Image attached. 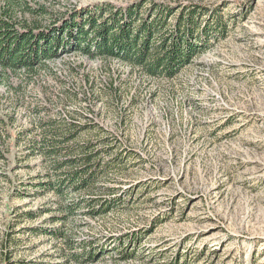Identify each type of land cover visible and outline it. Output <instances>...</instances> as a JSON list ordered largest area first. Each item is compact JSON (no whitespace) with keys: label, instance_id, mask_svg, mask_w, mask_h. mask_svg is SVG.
I'll use <instances>...</instances> for the list:
<instances>
[{"label":"rangeland","instance_id":"obj_1","mask_svg":"<svg viewBox=\"0 0 264 264\" xmlns=\"http://www.w3.org/2000/svg\"><path fill=\"white\" fill-rule=\"evenodd\" d=\"M26 1L45 24L88 7L196 8L207 36L172 79L71 51L0 70V264H264V0ZM50 121L77 126L74 142L108 164L95 193L68 202L115 200L69 219L74 249L49 234L58 198L30 156ZM91 241L104 254L88 261Z\"/></svg>","mask_w":264,"mask_h":264},{"label":"trees","instance_id":"obj_2","mask_svg":"<svg viewBox=\"0 0 264 264\" xmlns=\"http://www.w3.org/2000/svg\"><path fill=\"white\" fill-rule=\"evenodd\" d=\"M144 7L141 3L126 7H88L65 13L45 24L26 0H0V70L16 73L45 69L48 60L71 51L90 59L122 62L150 78L172 79L202 50L207 28L200 27L198 17L207 13L193 8L176 16L175 8L153 4L143 11ZM63 124L46 123L42 137L30 141L29 149L30 156L42 157L46 165L48 180L41 189L58 198L57 212L61 216L54 221L63 227L49 234L74 249L75 241L66 236L69 219L83 206L92 216L107 214L114 208L115 200L102 196L101 200L83 197L68 202L70 196L95 193V185L108 164L102 151L74 142L77 126ZM25 216L34 219L36 215L27 212ZM123 243L121 240V247ZM87 246L92 249L86 256L88 261L104 254L103 248L98 253L94 241ZM121 253L130 256L126 249Z\"/></svg>","mask_w":264,"mask_h":264}]
</instances>
